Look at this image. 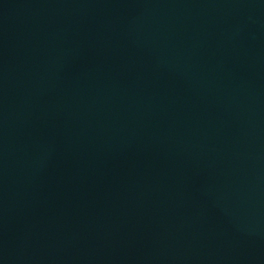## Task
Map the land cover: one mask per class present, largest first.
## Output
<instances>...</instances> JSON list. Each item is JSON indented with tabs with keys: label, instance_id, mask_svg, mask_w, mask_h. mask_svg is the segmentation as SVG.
I'll return each instance as SVG.
<instances>
[{
	"label": "water",
	"instance_id": "obj_1",
	"mask_svg": "<svg viewBox=\"0 0 264 264\" xmlns=\"http://www.w3.org/2000/svg\"><path fill=\"white\" fill-rule=\"evenodd\" d=\"M0 264H264V0H0Z\"/></svg>",
	"mask_w": 264,
	"mask_h": 264
}]
</instances>
